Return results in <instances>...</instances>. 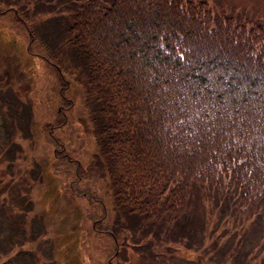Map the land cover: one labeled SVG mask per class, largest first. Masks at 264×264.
I'll return each mask as SVG.
<instances>
[{
	"label": "trees",
	"instance_id": "obj_1",
	"mask_svg": "<svg viewBox=\"0 0 264 264\" xmlns=\"http://www.w3.org/2000/svg\"><path fill=\"white\" fill-rule=\"evenodd\" d=\"M65 5L64 53L49 59L81 93L87 167L106 176L130 241L174 237L196 185L264 208L262 19L205 0Z\"/></svg>",
	"mask_w": 264,
	"mask_h": 264
},
{
	"label": "rangeland",
	"instance_id": "obj_2",
	"mask_svg": "<svg viewBox=\"0 0 264 264\" xmlns=\"http://www.w3.org/2000/svg\"><path fill=\"white\" fill-rule=\"evenodd\" d=\"M205 1L264 22V0ZM70 2L0 0V264H264V208L247 213L231 191L197 185L174 237L148 246L142 229L130 241L106 176L87 167L81 93L60 87L66 74L49 59L64 53Z\"/></svg>",
	"mask_w": 264,
	"mask_h": 264
}]
</instances>
